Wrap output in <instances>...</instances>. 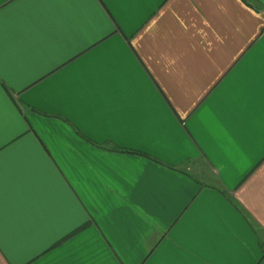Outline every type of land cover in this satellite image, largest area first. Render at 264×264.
I'll return each mask as SVG.
<instances>
[{
	"label": "crops",
	"instance_id": "0c3cea01",
	"mask_svg": "<svg viewBox=\"0 0 264 264\" xmlns=\"http://www.w3.org/2000/svg\"><path fill=\"white\" fill-rule=\"evenodd\" d=\"M0 81L2 264H260L264 0H14Z\"/></svg>",
	"mask_w": 264,
	"mask_h": 264
},
{
	"label": "trees",
	"instance_id": "16d2710c",
	"mask_svg": "<svg viewBox=\"0 0 264 264\" xmlns=\"http://www.w3.org/2000/svg\"><path fill=\"white\" fill-rule=\"evenodd\" d=\"M90 142L93 143V144H95L96 146H98L100 148L107 149V150H111V151H118V152H126V153H133V154L143 155V156H146V157H148L150 159H154L155 161H157V162H159L161 164H164V165H166V166H168L170 168L177 169V170H181L178 167H174L172 165L163 163V162L159 161L158 159H156V158H154L152 156H149V155H147V154H145L143 152H140V151H136V150H132V149H127V148H119V147H117V146H115V145H113L111 143H108V142L107 143H102V144L95 143V142H92V141H90Z\"/></svg>",
	"mask_w": 264,
	"mask_h": 264
},
{
	"label": "snow or ice",
	"instance_id": "6c2138e0",
	"mask_svg": "<svg viewBox=\"0 0 264 264\" xmlns=\"http://www.w3.org/2000/svg\"><path fill=\"white\" fill-rule=\"evenodd\" d=\"M8 2H14V0H0V8H2V6ZM97 2L101 5L105 4V0H97ZM2 87H3V83L2 81H0V89H2ZM259 260H260V264H264V253H261ZM0 264H2V262H0ZM252 264H257V262L253 261Z\"/></svg>",
	"mask_w": 264,
	"mask_h": 264
}]
</instances>
